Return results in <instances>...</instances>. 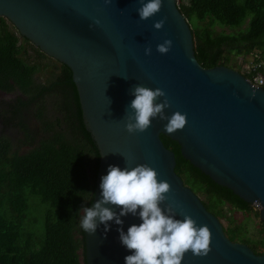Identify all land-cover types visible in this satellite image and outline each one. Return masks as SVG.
<instances>
[{
  "label": "water",
  "instance_id": "water-1",
  "mask_svg": "<svg viewBox=\"0 0 264 264\" xmlns=\"http://www.w3.org/2000/svg\"><path fill=\"white\" fill-rule=\"evenodd\" d=\"M138 7L139 0L109 4L104 0H0V18L72 72L84 124L100 153L91 206L100 199L99 184L109 165L123 169L125 158L129 167L148 164L157 171L158 180L171 186L161 207L176 201L197 226L206 224L211 231L210 252L194 256L188 251L182 264H264V254L230 240L219 218L176 173L175 153L161 139L164 135L177 142L185 160L260 208L264 224V86H254L227 66L204 68L196 58L192 27L177 0H163L161 10L147 20H140ZM165 17L163 28L156 30L154 23ZM97 19L99 25L94 23ZM165 39L173 44L162 55L156 46ZM149 46L151 55H145ZM138 84L162 89L171 102L165 114H187L184 129L168 134L167 121L155 118L145 132L129 134L124 127L127 106ZM180 211L177 219H183ZM121 219L123 225L110 221L107 230L100 224L94 234L85 233L86 264H125L131 252L120 243L118 229L127 233L132 224L142 221L131 214Z\"/></svg>",
  "mask_w": 264,
  "mask_h": 264
},
{
  "label": "trees",
  "instance_id": "trees-1",
  "mask_svg": "<svg viewBox=\"0 0 264 264\" xmlns=\"http://www.w3.org/2000/svg\"><path fill=\"white\" fill-rule=\"evenodd\" d=\"M178 7L192 27L196 58L204 68H233L232 56H260L264 61V0H187ZM217 25L233 32H218ZM46 59L54 69L43 83L36 76ZM248 73L245 69L243 75L252 79ZM2 93L19 94L12 103L1 101V116L6 125L23 133L25 143L33 145L21 153L14 139L0 135V264H86L81 207L92 204L100 153L84 124L71 70L41 52L5 18H0ZM4 94L0 97L7 96ZM21 96L29 99L24 101ZM47 97L58 113L47 119L44 102L38 107L42 133H48L39 135L40 130L31 131L24 113ZM36 138L38 142L33 143ZM161 139L175 153L176 173L219 218L230 240L264 254L263 222H259L260 237L253 238L245 223L234 224L226 209L243 212L248 221L260 219L259 211L185 160L177 142L164 135ZM32 196L44 206L41 229L36 228L38 220L28 223Z\"/></svg>",
  "mask_w": 264,
  "mask_h": 264
},
{
  "label": "clouds",
  "instance_id": "clouds-1",
  "mask_svg": "<svg viewBox=\"0 0 264 264\" xmlns=\"http://www.w3.org/2000/svg\"><path fill=\"white\" fill-rule=\"evenodd\" d=\"M109 4L112 0H104ZM140 7L136 9L140 20H147L158 13L163 0H139ZM167 17L156 21V30L163 28ZM99 25L100 21H94ZM172 40L165 39L156 46L160 54H167L172 48ZM145 55H151V47L144 49ZM135 98L127 106L125 130L129 134L143 133L159 118L167 121L164 130L168 134L184 129L187 114L175 111L171 116L165 114V109L171 107L167 94L160 88L155 90L143 85H135L130 92ZM163 98L162 102H157ZM125 158V157H124ZM109 165L107 175L101 177L99 184L100 199L93 206H82L83 215L80 227L85 233L94 234L100 224L105 230L109 222L123 225L121 217L131 214L142 221L139 225L132 224L127 233L119 228L120 243L130 252L125 256V264H182L185 253L191 251L194 256H206L210 252L211 231L205 224L197 226L196 221L182 210V206L172 201L162 208L171 186L166 180H158L157 171L148 164L129 167ZM119 208L117 213L111 207ZM183 219H177V209ZM139 210V211H138Z\"/></svg>",
  "mask_w": 264,
  "mask_h": 264
},
{
  "label": "rangeland",
  "instance_id": "rangeland-1",
  "mask_svg": "<svg viewBox=\"0 0 264 264\" xmlns=\"http://www.w3.org/2000/svg\"><path fill=\"white\" fill-rule=\"evenodd\" d=\"M177 3H178V5H181L182 3H187V0H177ZM215 29L218 32H226V33L233 32L231 29H228L227 27H221L219 25H217L215 27ZM29 52L32 55V61H35L33 52L31 50ZM232 58H233L232 63L234 64L233 69L241 72L242 74H243L244 70L248 68L249 63L252 62L254 59L252 56H247V57L232 56ZM244 61H247L248 64H245ZM46 65H48L50 68H45ZM53 69H54V65L51 64L50 60H48V59L43 60L42 69H41L40 73L36 76L37 80L39 78L40 81L45 83L47 77H49V75H50L49 70H53ZM0 95H3V94H0ZM18 95L19 94L16 93V94L7 95L5 97H0V103L3 99H5L6 102L12 103L13 101H15L17 99ZM21 98L24 101H27L29 99V97H27V96H21ZM51 103H52V101L50 100V97H47L46 100H41L37 104L33 103L27 108L26 112L24 113V118L27 121V124L31 127L32 132L34 130H40L39 135L40 134H43V135L48 134V133L47 134L42 133L43 131L45 132V130L42 127V122L39 119H37L36 112L38 110V107H40V105L42 104L44 106L43 107L44 111H45L44 113H45V116L47 119H50V117H53L50 115H57L58 112L55 111V108ZM5 120L6 119H4V117L1 116V108H0V135H7V136H10L12 139H14L15 145L21 153H25V152L29 151L33 144L30 142L25 143L26 138L23 136V133L21 131H18L17 128H15L12 124L6 125L7 123L5 122ZM18 140L21 142L19 143ZM36 142H38V138H36L33 143H36ZM226 212H227V216L232 217V219L235 221L234 224L245 223L247 230L249 231V235H251L253 238L258 239L260 237V234L258 232V229L260 228V224H259L260 219L252 218L248 221L247 215L241 211L230 210L227 208ZM28 214H29L28 223L38 220L36 228L41 229L43 226V223H44V206H43L41 200H38V198H35L34 196H32L30 198ZM223 223H225V225H228L227 220H224ZM245 232H246V230H245Z\"/></svg>",
  "mask_w": 264,
  "mask_h": 264
},
{
  "label": "built area",
  "instance_id": "built-area-1",
  "mask_svg": "<svg viewBox=\"0 0 264 264\" xmlns=\"http://www.w3.org/2000/svg\"><path fill=\"white\" fill-rule=\"evenodd\" d=\"M248 74L252 75V79H249L250 82L257 87L264 86V61L260 56H254L253 61L250 66H248ZM255 210L260 211L261 209L253 206Z\"/></svg>",
  "mask_w": 264,
  "mask_h": 264
},
{
  "label": "flooded vegetation",
  "instance_id": "flooded-vegetation-1",
  "mask_svg": "<svg viewBox=\"0 0 264 264\" xmlns=\"http://www.w3.org/2000/svg\"><path fill=\"white\" fill-rule=\"evenodd\" d=\"M2 94H4V93H2ZM4 95H7V94H4ZM8 95H11V94H8Z\"/></svg>",
  "mask_w": 264,
  "mask_h": 264
}]
</instances>
